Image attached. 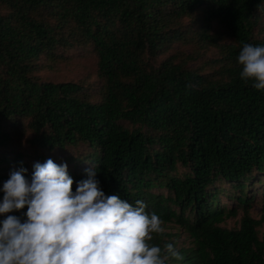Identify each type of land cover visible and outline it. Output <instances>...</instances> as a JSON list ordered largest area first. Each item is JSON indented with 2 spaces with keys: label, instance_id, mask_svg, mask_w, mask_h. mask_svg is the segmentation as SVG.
<instances>
[{
  "label": "trees",
  "instance_id": "1",
  "mask_svg": "<svg viewBox=\"0 0 264 264\" xmlns=\"http://www.w3.org/2000/svg\"><path fill=\"white\" fill-rule=\"evenodd\" d=\"M243 43L264 46V0H0V189L51 158L75 190L94 166L106 195L188 233L154 234L180 251L169 264H264V91L239 77ZM75 48L96 57L95 86L42 74Z\"/></svg>",
  "mask_w": 264,
  "mask_h": 264
},
{
  "label": "clouds",
  "instance_id": "2",
  "mask_svg": "<svg viewBox=\"0 0 264 264\" xmlns=\"http://www.w3.org/2000/svg\"><path fill=\"white\" fill-rule=\"evenodd\" d=\"M239 77L264 91V46L243 43ZM31 179L20 168L3 182L0 201V264H169L182 260L176 246L150 243L164 221L119 195H106L93 166L74 180L66 163H35ZM20 216L11 213L20 212Z\"/></svg>",
  "mask_w": 264,
  "mask_h": 264
},
{
  "label": "rangeland",
  "instance_id": "3",
  "mask_svg": "<svg viewBox=\"0 0 264 264\" xmlns=\"http://www.w3.org/2000/svg\"><path fill=\"white\" fill-rule=\"evenodd\" d=\"M178 46H179V42H176L174 47H178ZM83 50H84L83 48H75L72 51V53L74 54V57L71 60L61 63L59 65H56L50 70L46 69L45 71L42 72V74L45 77L52 79V80H56V81L72 80V79L78 80L82 77L89 75L91 76L89 80L90 86H95L99 82V78L95 75L96 57L91 54H86L85 51ZM172 52H174V49H170L166 51L163 54V56H161V58L171 54ZM185 52H190V48H187ZM213 56L214 55L210 53L204 56L199 61L197 62L192 61L190 64L192 66H195L198 63H200L202 60H204L205 58H208V57L211 58ZM71 166H72V169H74V165L71 164ZM81 167H83V165ZM257 187L258 185L251 187V188H253V190H258ZM249 191L250 190H247L248 194H249ZM227 193L223 192L221 194V202L228 203V205L231 206L233 200L229 199V197L227 196ZM262 207H263V198L260 192L256 194L254 204L252 208L250 209V214L254 218L260 219L263 214ZM243 215H244V210L240 208L236 216L227 217L225 221L222 222V225L228 228L239 227L240 221ZM163 227L165 229V232L171 233V235H175L173 236V238L176 239L177 244L180 247H187L191 245L192 239L189 237L188 233H186L184 229H182L177 224H173V223L164 224ZM258 231H259L260 237L263 238L264 237V222L260 226H258Z\"/></svg>",
  "mask_w": 264,
  "mask_h": 264
}]
</instances>
